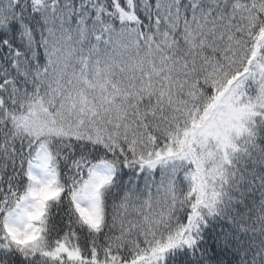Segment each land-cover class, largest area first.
<instances>
[{
  "label": "snow or ice",
  "instance_id": "obj_1",
  "mask_svg": "<svg viewBox=\"0 0 264 264\" xmlns=\"http://www.w3.org/2000/svg\"><path fill=\"white\" fill-rule=\"evenodd\" d=\"M0 264H264V0H0Z\"/></svg>",
  "mask_w": 264,
  "mask_h": 264
}]
</instances>
